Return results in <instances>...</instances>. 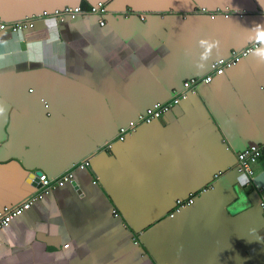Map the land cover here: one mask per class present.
<instances>
[{
	"label": "crops",
	"instance_id": "1",
	"mask_svg": "<svg viewBox=\"0 0 264 264\" xmlns=\"http://www.w3.org/2000/svg\"><path fill=\"white\" fill-rule=\"evenodd\" d=\"M96 1L0 0V20ZM101 1L103 26L86 12L0 30V210L38 188L31 171L55 177L90 164L73 168L77 188L54 187L0 228V264H264V156L251 178L233 167L236 152L264 145V0ZM252 41L256 49L179 101L180 114L115 139ZM211 183L168 217L175 197Z\"/></svg>",
	"mask_w": 264,
	"mask_h": 264
},
{
	"label": "built area",
	"instance_id": "2",
	"mask_svg": "<svg viewBox=\"0 0 264 264\" xmlns=\"http://www.w3.org/2000/svg\"><path fill=\"white\" fill-rule=\"evenodd\" d=\"M205 8H200V11H205ZM89 13L97 17L98 25H105V16L107 14V6L103 1H96L88 5L87 9H83L80 5L74 6H64L61 8H56L49 13L41 12L39 14L31 15L30 17H25L15 21H1L0 20V30H8L10 32L24 31L34 26L36 18L42 17H53L57 21H63L65 18H75L83 13ZM129 9L126 11V14ZM217 11L209 12L210 16H213ZM230 13L229 10H225L224 15ZM259 43L257 41H252L242 47L241 49L232 50L226 57H221L213 60L209 65V70L202 76H191L186 78L181 83V88L178 92H175L167 101H156L149 107H147L143 112L139 113L134 119L127 121L124 126H120L117 129L115 139L121 140L129 133L133 132L135 127L140 123H148L154 119L160 118L164 113H166L173 105L178 104L179 101L187 96L188 93L193 92L196 85L199 82L209 83L213 76L221 75L226 68H229L239 62L242 58L246 57L250 52L258 47ZM111 145V141L105 143L103 148H108ZM260 156H264V145H249L242 150H239L235 154V164L234 170L238 174L245 175L251 178L254 174L253 166L257 162ZM88 166V160H83L82 162L75 165L76 167H86ZM73 168L67 169L58 176L48 177L46 174L41 173L38 176L40 186L31 192L24 200L16 203L12 206H3L0 210V228L9 225L10 221L21 214L23 211L29 209L33 203L37 200L42 199L45 195L50 193V191L57 186L63 185L65 183H70L73 180ZM221 171L214 173L213 178H217ZM212 188V183L200 188L198 192H190L186 197H177L174 200V205L172 209L168 212V217H173L175 214L181 212V210L189 206L196 195L199 192L207 191ZM259 207L264 215V198L260 199ZM114 216H118V212L112 209ZM138 235V234H137ZM137 237V236H136ZM136 237H131L133 242H136ZM64 246H67L65 244Z\"/></svg>",
	"mask_w": 264,
	"mask_h": 264
},
{
	"label": "water",
	"instance_id": "3",
	"mask_svg": "<svg viewBox=\"0 0 264 264\" xmlns=\"http://www.w3.org/2000/svg\"><path fill=\"white\" fill-rule=\"evenodd\" d=\"M99 1H101V0H99ZM56 8H61V7H55L54 9H56ZM200 8H205V7H200ZM54 9H52V10H54ZM39 13H41V12H36V13H28V14H26V15H24V16H21V17H19V18H17L16 20H18V19H22V18H25V17H30L31 15H36V14H39ZM1 19V18H0ZM2 20V19H1ZM14 20V19H13ZM13 20H10V21H13ZM229 54V53H228ZM227 54V55H228ZM226 55V56H227ZM226 56H224V57H226ZM218 58H221V57H218ZM218 58H216V59H218ZM213 60H215V59H213ZM212 60V61H213ZM211 61V62H212ZM170 110L175 114V115H178V114H180L181 113V108H180V106H179V104H175V105H173L171 108H170ZM165 115V113L162 115V116H164ZM132 119H134V118H132ZM132 119H130V120H132ZM129 121V120H128ZM105 144V143H104ZM103 144V146H105ZM102 146V145H101ZM100 145L99 146H97V147H101ZM74 163V162H73ZM73 163H71V164H73ZM70 164V165H71ZM70 165H68L67 166V168H69L70 167ZM89 167H90V164L88 165ZM222 172V171H221ZM42 172L41 171H38V170H36V171H31L30 172V174H29V179H30V181H32V183H33V185H36L37 187H39L40 186V182H39V180H38V176L41 174ZM95 173V172H94ZM237 173V172H236ZM96 174V173H95ZM97 180L99 181V176L97 175ZM91 182L93 183V184H96V181H95V179L94 178H92V180H91ZM67 184V183H66ZM68 184H71V185H73L75 188H77V185H76V182H75V180L73 179L70 183H68ZM213 186V185H212ZM51 192V191H50ZM207 191H203V192H199V194H203V193H206ZM187 196V194L186 195H184V196H177V197H186ZM177 197H175V199L177 198ZM174 199V200H175ZM174 205V203L172 204V206ZM112 209H114V208H112ZM168 213V212H167ZM122 215V214H121ZM121 215H119L118 214V216L117 217H119V218H123V215H122V217H121ZM176 216V214L173 216V217H175ZM171 218V217H170ZM132 227V226H131ZM132 231H133V233H140V236H139V241L142 243V245H144V243H143V241H142V238H141V236H142V234H143V232H142V229H140V228H134V227H132Z\"/></svg>",
	"mask_w": 264,
	"mask_h": 264
},
{
	"label": "clouds",
	"instance_id": "4",
	"mask_svg": "<svg viewBox=\"0 0 264 264\" xmlns=\"http://www.w3.org/2000/svg\"><path fill=\"white\" fill-rule=\"evenodd\" d=\"M259 39H260L261 42H264V33L260 34ZM202 58H205V57H202ZM3 113H4V109L0 108V115H3Z\"/></svg>",
	"mask_w": 264,
	"mask_h": 264
},
{
	"label": "trees",
	"instance_id": "5",
	"mask_svg": "<svg viewBox=\"0 0 264 264\" xmlns=\"http://www.w3.org/2000/svg\"><path fill=\"white\" fill-rule=\"evenodd\" d=\"M202 188V187H201Z\"/></svg>",
	"mask_w": 264,
	"mask_h": 264
}]
</instances>
